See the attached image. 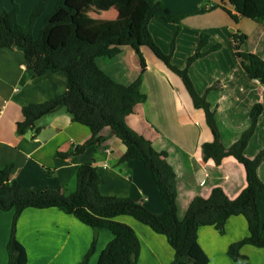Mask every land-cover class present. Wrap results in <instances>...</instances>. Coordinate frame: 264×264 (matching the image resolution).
<instances>
[{
  "label": "crops",
  "instance_id": "crops-1",
  "mask_svg": "<svg viewBox=\"0 0 264 264\" xmlns=\"http://www.w3.org/2000/svg\"><path fill=\"white\" fill-rule=\"evenodd\" d=\"M38 1L0 0V8L17 7V21L26 25ZM160 1L173 14L186 16L176 40L175 64L186 66L202 33L210 34L204 50L220 45L196 60L190 67V75L198 92L207 94L216 110L222 142L229 147L250 126V109L258 103L264 107V85L247 76L234 47V37L236 34L246 36L241 51L256 53L264 60V25L245 17L234 23L220 8L198 13L223 5L222 0ZM57 2L48 0L43 14L35 22L33 38L40 36ZM121 11L122 6L117 4L108 11L89 4L83 9L80 20L93 19L84 17L87 12L99 15L93 20H116ZM150 29L161 47L169 51L175 25L153 21ZM150 52L142 48L147 63L144 72L139 56L127 40H123L118 55L108 60L100 57L97 62L108 75L123 84H131L142 76V91L147 99L138 103L126 120L131 128L151 140L157 150L168 152V161L177 173L178 216L182 219L195 196L208 198L214 188L223 189L230 199L238 197L247 186L246 170L232 156L225 157L219 165L203 159V144L214 139L205 112L194 106L181 78ZM66 90L67 78L63 73L49 70L41 76H33L22 51L0 49V170L13 162L11 180L31 189H61L70 194L76 188V183L71 187V182H75L79 166L93 163L100 173V189L104 195L129 197L157 214L164 212L165 202L149 170L137 160L120 162L126 146L111 128H106L102 133L104 138L83 153L66 157L61 153L71 152L76 145L85 143L92 133L89 127L74 122L65 108L37 121L38 133L31 129L18 134L17 123L23 117V106L47 101ZM262 150L264 109L246 154L254 158ZM258 174L264 182V161ZM259 206L264 225V200L259 201ZM13 215V211L0 212V264L8 263L7 242ZM117 220L130 225L141 241L138 264L172 263L174 249L164 235L128 215L118 216ZM17 235L27 250V264H78L97 237V249L90 260L91 264H96L101 251L113 239L111 231L96 232L58 208L25 210L18 222ZM247 235L245 218L233 216L227 221L223 234L213 226L201 227L198 241L209 256V264H239L228 255V247ZM242 253L249 257L250 264H264V248L245 245Z\"/></svg>",
  "mask_w": 264,
  "mask_h": 264
},
{
  "label": "trees",
  "instance_id": "trees-1",
  "mask_svg": "<svg viewBox=\"0 0 264 264\" xmlns=\"http://www.w3.org/2000/svg\"><path fill=\"white\" fill-rule=\"evenodd\" d=\"M222 1L223 5L202 9L198 13L220 8L234 23L240 17H245L264 25V0ZM89 4L103 11L117 4L122 6V11L116 20H80L83 9ZM47 5L48 0H39L26 25L17 21V7L12 10L0 8V49L22 51L33 76H41L51 70L61 72L67 78L64 93L41 103L23 106V117L17 123L18 134H25L31 129L38 133L40 128L36 127L37 121L65 108L74 122L89 127L92 133L85 143L76 145L71 152L61 153L66 157L83 153L104 138L102 133L106 128H111L126 146L120 162L137 160L149 170L165 202V210L157 214L129 197L104 195L100 189V173L93 163L79 166L75 177L76 188L70 194L63 193L61 189L24 187L17 180H11L14 163H8L0 170V212L14 213L7 242V264L28 263V253L18 238L17 229L22 213L29 208H58L74 215L96 232L101 229L111 231L113 239L101 251L96 264H138L141 241L130 225L117 220L121 215L131 216L154 232L164 235L174 249L171 264H209V256L198 241L199 229L213 226L223 234L229 218L243 216L248 235L230 244L227 252L233 261L250 264L249 257L242 253L243 246L264 248V225L259 206V201L264 200V182L258 174L259 166L264 161V150L250 158L246 149L264 107L255 104L250 109V126L231 146L223 144L216 110L208 101L207 94L198 92L190 75L192 64L220 45L204 50L210 34L202 33L196 51L187 58L186 66L175 64L176 40L186 16L173 14L160 0H58L40 36L35 39V22ZM232 9L236 12L233 13ZM153 21L175 25L169 51H165L156 41L150 29ZM123 40H127L139 56L143 72L147 63L142 48L146 47L181 78L194 106L205 112L207 124L214 135L213 141L202 146L203 159L213 160L219 165L225 157L232 156L245 167L247 186L238 197L230 199L223 189L214 188L208 198L195 196L184 217L179 218L178 178L168 161V152L157 150L151 140L131 128L126 120L134 113L135 106L147 99L142 91V76L131 84H123L108 75L97 62L100 57L113 58L118 55ZM234 40L247 76L264 85V60L256 53L241 51L246 36L236 34ZM96 249L97 237H94L78 264H88Z\"/></svg>",
  "mask_w": 264,
  "mask_h": 264
},
{
  "label": "rangeland",
  "instance_id": "rangeland-1",
  "mask_svg": "<svg viewBox=\"0 0 264 264\" xmlns=\"http://www.w3.org/2000/svg\"><path fill=\"white\" fill-rule=\"evenodd\" d=\"M92 16H94V17H92ZM84 17H85V18H93V19H95L96 17H99V15L97 16V15H93L92 12H87V13L84 15ZM150 53H151V52H150ZM104 59L108 60V58H104ZM74 183H75V182H73V183L71 182V185H72L71 187H74V186H75ZM93 256H94V254H93ZM93 256H92V257H93ZM92 257H91V258H92ZM98 258H99V257H98ZM90 260H91V259H90ZM88 264H91V261H89Z\"/></svg>",
  "mask_w": 264,
  "mask_h": 264
}]
</instances>
